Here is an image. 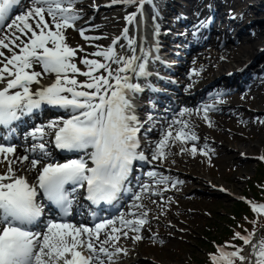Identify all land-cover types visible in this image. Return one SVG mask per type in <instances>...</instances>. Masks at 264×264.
<instances>
[{"label":"snow or ice","instance_id":"obj_1","mask_svg":"<svg viewBox=\"0 0 264 264\" xmlns=\"http://www.w3.org/2000/svg\"><path fill=\"white\" fill-rule=\"evenodd\" d=\"M21 2L0 0V126L8 129L11 136L14 122L44 107L61 109L67 118L60 116L34 126L29 132L33 141L26 149L29 154L16 157L14 144L0 143V166L5 168L0 173V264H115V257L127 254L119 243L122 238L135 242L143 239L145 225L150 223L144 199L163 197L164 191L182 181L148 171L151 183L140 184L132 194L129 212L100 219L92 226L66 218L73 216L76 193L81 190L85 200L97 206L115 205L123 193L132 191L126 182L134 162L148 160L140 150L143 124L134 103L146 88L134 80L151 75L148 64L152 52L142 47L137 55V41L125 27L110 46L95 45L97 50L90 54L95 58L85 55L80 59L86 69L82 71L75 58L84 49L71 47L66 31L74 29L86 41L102 37L86 35L88 29L76 27L83 19L76 7L80 0H25L23 11L17 7ZM153 3L154 0H111L108 6L135 5L136 11L125 17L131 26L138 15L144 14L145 5ZM14 11L20 14L13 17ZM202 27L203 21L193 35ZM122 40L127 44H121ZM118 46L131 55H121ZM192 74L200 75L196 69ZM49 76H54L53 82L44 84ZM78 76L86 79L80 81ZM214 110L216 103L203 104L195 114L202 113L211 127L209 111ZM185 115H193V110L180 111L181 119L173 120L164 130L155 144L153 161L166 160V149L177 141L192 142L190 149L182 146L181 153L197 154L199 137L190 122L182 119ZM151 131L152 128L146 130ZM51 148L76 154L75 158L58 162ZM199 151L209 156L211 150L205 145ZM18 164H27L23 170L36 173L35 183L18 174ZM41 197L47 202L48 212L58 213L59 220L45 216L46 205ZM246 202L254 213L264 214V203ZM255 236L251 231L236 232L233 237L251 246V259L243 255L244 247L229 242L217 246V253L210 255L211 264H264V239L254 242Z\"/></svg>","mask_w":264,"mask_h":264},{"label":"rangeland","instance_id":"obj_2","mask_svg":"<svg viewBox=\"0 0 264 264\" xmlns=\"http://www.w3.org/2000/svg\"><path fill=\"white\" fill-rule=\"evenodd\" d=\"M237 1L239 4H232L231 9L241 5V14L247 11L245 17L251 16V19L247 20L245 24L258 16L262 18V14L259 12L255 13L253 10H248L261 0ZM93 5L96 6V4ZM180 11L183 12V8H180ZM183 14L185 13L183 12ZM117 21L120 26L112 24L110 32L118 30L117 27L121 29L124 24V20L121 21V14L117 18ZM248 100L253 101L254 104H247L252 105V109L256 111L255 113L258 114V116H252L249 123H247L246 120H232L225 123V129H223V132L219 133L221 138L218 139L217 142L224 143L225 147L221 146L220 157L218 159L214 157V160L211 162V165L214 164V166H207L208 168H206V166L203 165L202 167L201 165L203 162L200 160L198 154H196L194 158L197 162L192 160L188 162L190 165L196 164L193 167L195 170L190 172L192 175L198 176L199 174H203L204 179L210 178L212 182L225 185L235 193L242 195L246 194L249 178L252 177L257 170V162L243 160V158H241L242 154L247 153L259 156L264 154V123L261 122L264 121V87L261 89L259 96L251 94L248 96ZM181 156L183 159L180 162L183 165H185V160L187 158L191 159V157H193L190 153L185 155L181 154ZM205 188L206 186L203 185H190L187 189V196L185 195V199L184 197H180L181 202L170 212L171 215L175 217V223L174 221H171V223L175 225L170 227V232L166 230L160 231L163 234H171L169 241H162L165 237L159 236L156 240L152 238L151 242L147 245H139L143 252L150 253L148 255L151 259L167 264H191L193 260L204 259L206 252L211 250V241H208L207 238L204 237L206 231L205 225L211 220L213 224H220L221 227L225 226V221L230 219V217L228 218V214L233 212L232 208L235 207L234 200L229 197L222 196L217 198L215 194L209 195L201 193V189L204 190ZM193 191L197 193L191 194ZM179 229L183 231V233L179 232ZM211 237L217 240L219 236L217 234H212ZM261 239H264V237H261ZM259 240L260 239L255 237L254 241L258 242ZM251 252L252 249H250L249 253L251 254Z\"/></svg>","mask_w":264,"mask_h":264},{"label":"bare ground","instance_id":"obj_3","mask_svg":"<svg viewBox=\"0 0 264 264\" xmlns=\"http://www.w3.org/2000/svg\"><path fill=\"white\" fill-rule=\"evenodd\" d=\"M233 1V0H231ZM93 2H96V3H102L103 0H89V3H93ZM79 4V3H78ZM148 6L150 5H145V8H147ZM172 7V6H171ZM171 7H168L166 10L168 9H171ZM183 7V12L185 13V16L184 17H180V21L182 23V28H185L188 32H190L191 30V27L192 25H195V28L203 21L204 23L207 21V26L210 30V33L213 32V29L211 28V24L213 22H215V16L212 18L210 17L209 20H206L204 19L205 17V9H202V5H200L199 7L198 6H195V4L192 2V4L186 8V6H182ZM26 8V7H25ZM99 8L100 10H104V15L107 16V19H106V22H105V27L104 24L102 23L100 25V22L98 23V21L100 20V15L99 13L95 14V22L93 23H87L85 25H83L82 27L88 29L87 33L88 35L91 34V33H95V31L98 29L97 25H100L99 27V30H106V33H110V29H111V25L112 24H116L117 26H119L120 24L118 23L117 21V12L126 16V14H129V13H132L133 11V7L132 6H127V5H124V4H117V5H112V6H103V4H100L99 5ZM25 10V9H24ZM125 10V14L122 13L124 12ZM248 10H253V12L255 13H260L262 14V18L261 17H257V18H254V20L252 19L251 21V25H253L254 27H257L258 30L256 32L255 35H252V36H246L245 39H242V37L240 36L238 38V40L240 41L235 47H233L234 45H230V46H226V47H222L220 46V44L216 45V40L212 42L211 46L212 48L214 47L213 50L209 51V50H205L203 51V55H200L202 57H197V58H193L191 62H188V65H192L194 68L198 69L201 74L203 75V72H205V65H212V64H215L217 62L220 61V58H222L221 60V63L218 65V69L222 68L224 65H227L226 63L230 60V57L232 54H234L236 51H238L239 49H244L245 53L243 56H240V57H249L251 58V62L253 64H255L256 66H259V65H262V69H263V73H264V60H261V59H257L258 57H255V56H262V58H264V3L262 1H259L257 2V4H255L254 6H251ZM112 12L115 14V15H111ZM183 12H181V14H183ZM145 16H144V24L145 25V32H144V39L143 41H145V38L148 37V39L150 40H153L152 38V35H151V32L153 31L154 27H157L158 29L162 28V21H164L163 19V15H161L159 12H155L154 8L152 7H148L147 11L145 12ZM83 16H86L87 14H89L88 12V9L87 10H83L82 12ZM195 14H197V16H195ZM247 14V12H245L243 15ZM242 15V16H243ZM138 17H140L139 15L137 16L136 19H138ZM219 19H222L221 16L218 17ZM257 19V20H255ZM138 21V20H137ZM229 20H222V24L224 22H227ZM79 22V21H78ZM108 22V23H107ZM193 22H195V24H193ZM218 26V25H216ZM237 26V23L236 22H232L231 24L229 25H226V28H223L221 29L220 31L222 32V34L224 35V38L226 37V42L227 43H232L234 42V39L231 40L230 38V29H232L233 27H236ZM249 27V26H248ZM144 26L142 25L141 28H139V30H143ZM219 28H221L219 26ZM117 30H113L112 33L115 35V33ZM179 31V29H175V32L177 33ZM67 33V31H66ZM65 33V35H66ZM113 34H111V37H113ZM150 35V36H149ZM67 37V35H66ZM159 40V39H158ZM160 41V40H159ZM90 42H94V41H90ZM155 44V40L153 41ZM69 43V42H68ZM152 42H149V44H151ZM92 45L87 44L86 45V48H83L84 51L83 52H78V55H80V57H84L85 55H88L89 58H95V57H92L90 54L93 53L95 50L94 48V43H91ZM71 47L73 48H76V45L74 44V42H70L69 44ZM158 47H161V41L160 43L157 45ZM210 46V45H209ZM216 46V48H215ZM259 47L260 50H259ZM79 49V48H78ZM230 50V51H229ZM6 51V50H5ZM241 53V52H240ZM216 61V62H215ZM204 62V64L202 63ZM245 61L242 63L244 64ZM37 71H40V68L37 67L36 68ZM188 81L190 82V85L193 86V84H196L197 86L200 85L201 81L202 80H199V81H195L198 77L197 76H191V74H188ZM52 78L53 76H49L47 77L43 83L44 84H50L52 83ZM79 80H80V76L77 77ZM230 81H232L230 79ZM218 84V83H217ZM215 84V85H217ZM262 85H264V81L262 84L258 85L257 87H255L254 89L250 90V93H258V91L260 90V88L262 87ZM214 87V86H213ZM203 95V94H201ZM231 98L233 99H239L240 98V92H237V93H232L231 95ZM205 98L203 96H195L194 98L191 99V103H192V106H195L196 108L200 107L199 104L202 103V101H204ZM224 100H227V98H224ZM243 106V105H242ZM242 108L241 107V111H242ZM215 113L219 114L218 116V119H221L223 116H227L226 114L228 113V115H231L232 113H238L236 110H232L231 108H228L227 111H223L222 110V107H220L219 105H216V110H215ZM188 116V115H187ZM192 116V115H191ZM191 116H188V117H191ZM256 116H258V114H256ZM216 117V116H215ZM252 117V116H249V118ZM214 125H213V128H215L218 124L217 122V119H215L214 121ZM208 131V130H206ZM199 139L201 138V140L203 141V135L199 133ZM24 141L21 142L22 146H19L17 147L16 149V153H15V156L18 157V155L20 154H23V145H24ZM192 143V142H190ZM203 143V142H202ZM201 143V144H202ZM25 146V145H24ZM170 154L167 152V159L170 158L169 157ZM219 156V155H218ZM22 165L18 164L16 167L19 169L21 168ZM188 166H190L188 164ZM27 165L23 168H26ZM22 169V168H21ZM0 170L4 171L5 168L3 166H0ZM172 175L171 176L172 180H178L176 177L177 175H175V172H172ZM189 176V175H188ZM197 178H189L187 179V184L188 185H192V184H200V185H205L206 182H210L212 184H215V182H212L210 180V178L208 180L204 179L203 177V174H199L198 176H196ZM185 181L183 180L182 183V186L179 187V184L175 187V188H171L169 187L167 191H164V194H163V201L160 199V197H157V196H151V198H145L144 199V203H146L147 205L149 206H156V207H160L162 208V212L164 211L163 210V205L162 203L165 202L167 199H168V196L171 195V194H184L186 193V191L184 190V187H185ZM164 186H160V188H162ZM159 190V189H158ZM194 193V191L192 192ZM206 194H209V195H213L215 194V192L211 191L209 193H206ZM216 194H217V198L221 197L220 196V192L218 190H216ZM151 199V200H149ZM153 200L156 201V203H153ZM131 204V202H130ZM127 213V212H125ZM151 220L150 219V223L147 225L144 233H143V239L145 238H149L152 233H153V230L154 228L152 227L151 225ZM160 221H162L160 219ZM170 232V230H169ZM160 237H165L162 241H169V238H171V234L170 233H164V234H161ZM125 255H122V256H117V258H119V261H118V264H122V261L124 259ZM125 262L127 264H152L151 262L147 261V260H142L141 258H138V260L136 261H133L132 260V256H128L127 259L125 260Z\"/></svg>","mask_w":264,"mask_h":264},{"label":"trees","instance_id":"obj_4","mask_svg":"<svg viewBox=\"0 0 264 264\" xmlns=\"http://www.w3.org/2000/svg\"><path fill=\"white\" fill-rule=\"evenodd\" d=\"M249 188L251 189L252 193L256 196V202L263 203L264 167L262 165L257 170L256 176L254 177V181L249 185ZM234 207L235 208H232L233 212L230 213L232 215V219L229 220V222L233 224L236 228L241 227V230H243V227H245V229H251L250 225L254 222L257 223L258 226H260L264 222L263 218H261L260 220H256L254 215L252 214V210L248 206L242 203H236L234 204ZM207 228L210 234L213 232L220 231V228L216 223H211L209 226H207ZM232 234V230L228 229L227 227H224L220 231L219 241L223 243V241L225 240H230Z\"/></svg>","mask_w":264,"mask_h":264}]
</instances>
